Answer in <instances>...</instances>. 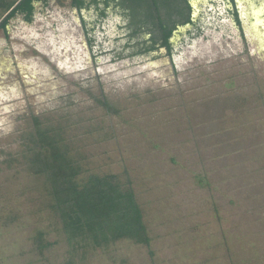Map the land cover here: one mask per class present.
Wrapping results in <instances>:
<instances>
[{
    "label": "rangeland",
    "instance_id": "374dc122",
    "mask_svg": "<svg viewBox=\"0 0 264 264\" xmlns=\"http://www.w3.org/2000/svg\"><path fill=\"white\" fill-rule=\"evenodd\" d=\"M192 3L203 31L172 59L119 50L111 15L94 62L69 0L0 29V264H264V30L248 0L243 30L222 0ZM35 119L63 127L83 176L132 180L150 246H69L23 159Z\"/></svg>",
    "mask_w": 264,
    "mask_h": 264
},
{
    "label": "trees",
    "instance_id": "16d2710c",
    "mask_svg": "<svg viewBox=\"0 0 264 264\" xmlns=\"http://www.w3.org/2000/svg\"><path fill=\"white\" fill-rule=\"evenodd\" d=\"M16 1L3 2L5 10ZM37 1L44 5L49 2L21 0L0 24V29H7L9 21L18 14L32 22ZM74 5L81 7L83 3L74 0ZM128 5L132 25H135L129 36L143 37V42L134 43L129 52L131 57L149 55L161 46L171 53L170 37L176 23H194L187 0H132ZM101 13L105 18L106 14ZM174 18L178 20L173 21ZM143 25L146 31H142ZM147 32L151 33L149 40L144 36ZM116 56L120 58L123 54ZM34 124L36 131L30 137L33 144L23 159L30 172L43 178L49 207L59 220L69 246L74 249L107 247L125 239L150 246L152 238L132 180L129 177L122 180L112 173L91 172L83 176L82 165L71 155V148L65 141L63 127H41L36 119ZM35 238L41 242V247L51 245L45 241L44 231L38 230Z\"/></svg>",
    "mask_w": 264,
    "mask_h": 264
},
{
    "label": "flooded vegetation",
    "instance_id": "af4514ba",
    "mask_svg": "<svg viewBox=\"0 0 264 264\" xmlns=\"http://www.w3.org/2000/svg\"><path fill=\"white\" fill-rule=\"evenodd\" d=\"M10 1L11 0H0V12H1L0 13L1 14L0 15V24L3 22V20H5L7 18V16L12 11V9L21 0H17L9 9L5 10L3 2L7 3ZM54 1H57V0H49L47 5H44L43 2H38V1L34 2V18H33V21L39 12H42L44 9H46L48 6H50V4ZM80 1H81V3H83V5L81 7H78V6L74 5V0H69L70 6H71V8H73V11L75 12V15L77 16L79 26L82 29V33H83L84 38H85V44L89 48L92 60L94 62H96V59L99 57L100 53H99V51H97L98 53L95 52V48H94L95 45L94 44L96 43V41H95L96 36L93 34L98 29L102 28L103 22L108 17H110L111 15L112 16L117 15L118 17H121L122 22L118 23V27L120 29H122L123 32L125 33V36L128 37V40L124 43L125 48L119 49V50H122L124 52L125 51L130 52L133 45H135L134 43H136V42L140 43L141 41L143 42L142 36L136 35V37H134V38H131V36H129V32H131L130 30H133L135 28V25H132V22H131V18H132L130 16V12H131L130 8L131 7H129V5H128V4H131L132 0H80ZM149 1H152V0H149ZM187 1H188L189 5L191 6L190 15H191V19L194 23L193 24L186 23L185 25H182L181 22L176 23L175 28L173 29L172 35L170 37V41L172 43L171 53H169V51L166 49V47L161 46V47H158V49H156V50L150 51L151 52L150 54L161 52V50H166V52H168V55L172 59L173 52L175 51V44L177 43L179 36L183 37L185 34L191 36L192 34H196L197 31H203L204 23L201 24L199 22V19L203 18V15L205 14V12L202 13L201 11H199L198 15L196 16L195 15L196 12L194 10V5L192 3V0H187ZM208 1L211 4L214 3V0H208ZM240 1H242V0H222V2H225V6H226L228 13L233 15L236 23L243 30L244 29V20L241 16V9H240V5H239ZM248 2L250 4L251 12H252L251 23L256 28L260 29V27H262L263 28L262 30H264V0H248ZM101 12H104L106 14L105 18H102ZM18 16H21L24 19L23 15H21V14L16 15L12 19H14ZM176 18H178V16ZM176 18H174L175 20H173V21L178 20ZM11 20L9 21V23L11 22ZM26 22L32 23V22H28V21H26ZM142 27H143L142 31L147 30L144 25ZM123 32H122V34H120L119 37L123 36V34H124ZM126 32L128 33V36H127ZM144 36H145V39L149 40L151 37V33L147 32L144 34ZM127 49H129V50H127ZM140 56H142V55H140Z\"/></svg>",
    "mask_w": 264,
    "mask_h": 264
}]
</instances>
